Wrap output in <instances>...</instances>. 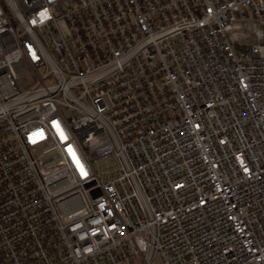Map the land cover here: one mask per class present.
Masks as SVG:
<instances>
[{
  "label": "built area",
  "instance_id": "2783aa9c",
  "mask_svg": "<svg viewBox=\"0 0 264 264\" xmlns=\"http://www.w3.org/2000/svg\"><path fill=\"white\" fill-rule=\"evenodd\" d=\"M261 26L264 0H0V264H264Z\"/></svg>",
  "mask_w": 264,
  "mask_h": 264
},
{
  "label": "rangeland",
  "instance_id": "374dc122",
  "mask_svg": "<svg viewBox=\"0 0 264 264\" xmlns=\"http://www.w3.org/2000/svg\"><path fill=\"white\" fill-rule=\"evenodd\" d=\"M262 27V29H263V31H264V26H261ZM242 41V40H241ZM247 41H249V40H247ZM264 42V37H263V41L261 42V43H263Z\"/></svg>",
  "mask_w": 264,
  "mask_h": 264
}]
</instances>
